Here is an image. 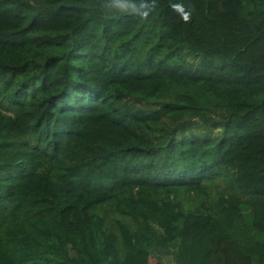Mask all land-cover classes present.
Listing matches in <instances>:
<instances>
[{
    "label": "trees",
    "instance_id": "1",
    "mask_svg": "<svg viewBox=\"0 0 264 264\" xmlns=\"http://www.w3.org/2000/svg\"><path fill=\"white\" fill-rule=\"evenodd\" d=\"M109 5L0 0V264H264V0Z\"/></svg>",
    "mask_w": 264,
    "mask_h": 264
},
{
    "label": "clouds",
    "instance_id": "2",
    "mask_svg": "<svg viewBox=\"0 0 264 264\" xmlns=\"http://www.w3.org/2000/svg\"><path fill=\"white\" fill-rule=\"evenodd\" d=\"M155 4L156 0H110L109 7L121 14L133 15L141 20H148ZM183 20H189L187 12L183 13Z\"/></svg>",
    "mask_w": 264,
    "mask_h": 264
},
{
    "label": "rangeland",
    "instance_id": "3",
    "mask_svg": "<svg viewBox=\"0 0 264 264\" xmlns=\"http://www.w3.org/2000/svg\"><path fill=\"white\" fill-rule=\"evenodd\" d=\"M254 211L264 219V205H262L260 203L259 200L256 201V205H255V208H254ZM148 261L150 263H154L156 261V258H154L153 256L149 255L148 257Z\"/></svg>",
    "mask_w": 264,
    "mask_h": 264
}]
</instances>
